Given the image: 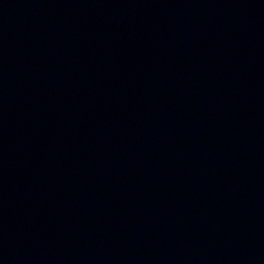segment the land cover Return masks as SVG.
I'll list each match as a JSON object with an SVG mask.
<instances>
[{
    "label": "water",
    "instance_id": "water-1",
    "mask_svg": "<svg viewBox=\"0 0 264 264\" xmlns=\"http://www.w3.org/2000/svg\"><path fill=\"white\" fill-rule=\"evenodd\" d=\"M0 264H264V70L192 142L1 233Z\"/></svg>",
    "mask_w": 264,
    "mask_h": 264
}]
</instances>
